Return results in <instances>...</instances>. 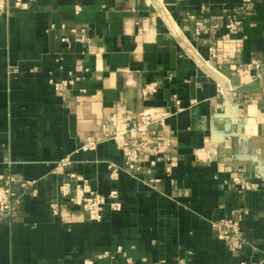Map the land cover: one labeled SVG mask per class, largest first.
Returning <instances> with one entry per match:
<instances>
[{"label":"crops","instance_id":"crops-1","mask_svg":"<svg viewBox=\"0 0 264 264\" xmlns=\"http://www.w3.org/2000/svg\"><path fill=\"white\" fill-rule=\"evenodd\" d=\"M29 3L0 17V176L36 182L14 186L0 264L263 263L264 0L237 17L243 0ZM235 17L240 32L225 38ZM143 113L157 189L109 168L126 150L106 135ZM70 175L117 190L121 210L91 220L70 201ZM243 211L252 247L233 253L214 226Z\"/></svg>","mask_w":264,"mask_h":264},{"label":"built area","instance_id":"built-area-1","mask_svg":"<svg viewBox=\"0 0 264 264\" xmlns=\"http://www.w3.org/2000/svg\"><path fill=\"white\" fill-rule=\"evenodd\" d=\"M32 0H0V17L8 16L11 13L12 7L16 9H27L29 2ZM255 0H243L240 10L237 12L236 17L248 13L252 9ZM233 18L229 24L228 33L225 38H229L240 32L241 20ZM203 31H197L200 35ZM249 68H261L259 63H252ZM153 91V87H149L147 92ZM146 92V93H147ZM130 119H126L128 123ZM152 125L150 115L143 113L141 115V125L134 129H129L125 133L116 135H106L108 139H114L123 137L122 146L126 150V156L122 168L115 165H111L109 168L112 170V178L117 179L119 173L122 171L131 178L141 181L152 189H157L161 180L158 178H148L152 175V168L161 161L150 162L149 166L144 161V155L155 144L154 139L142 138V134H146ZM98 143L94 139H89L84 146V150L92 151L97 148ZM167 174H171L176 167V161L173 158H167ZM70 160L65 159L61 162L62 167L70 165ZM70 179L76 181L75 195L71 197L70 201L73 205L82 207V209L88 214L89 218L93 221H102L103 212L107 207H110L112 211L118 212L121 210V203L119 200V193L117 190L111 191L108 195H102L92 189L89 182L81 177L70 175ZM19 185L24 191L32 190L35 193V181H20L18 182L12 176H0V224L8 223L13 218L21 201V196L15 191L14 186ZM69 186L63 190L65 195H69ZM247 216V212H235L231 217L222 220L215 224V231L218 239L226 242L229 249L233 253L244 252L248 247H252L250 241L245 236L244 218ZM261 264H264L261 263Z\"/></svg>","mask_w":264,"mask_h":264}]
</instances>
